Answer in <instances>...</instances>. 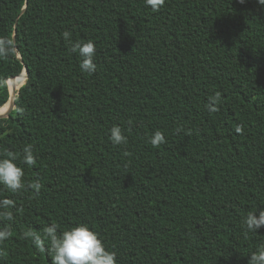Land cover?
Returning a JSON list of instances; mask_svg holds the SVG:
<instances>
[{
  "label": "trees",
  "instance_id": "trees-1",
  "mask_svg": "<svg viewBox=\"0 0 264 264\" xmlns=\"http://www.w3.org/2000/svg\"><path fill=\"white\" fill-rule=\"evenodd\" d=\"M0 37L16 48L0 58V108L29 70L0 118V153L31 145L36 156L23 190L0 185L12 201L0 208V264H52L46 229L77 223L118 264H249L264 245V228L243 225L264 208V6L0 0ZM78 40L95 43V73L80 70ZM113 125L126 143L110 141ZM156 131L165 142L153 147Z\"/></svg>",
  "mask_w": 264,
  "mask_h": 264
},
{
  "label": "clouds",
  "instance_id": "clouds-1",
  "mask_svg": "<svg viewBox=\"0 0 264 264\" xmlns=\"http://www.w3.org/2000/svg\"><path fill=\"white\" fill-rule=\"evenodd\" d=\"M243 2V0H241ZM258 4L264 6V0H257ZM165 3V0H145L146 6L152 11H158ZM66 42L71 41V33H63ZM15 45L12 39L0 37V58H7L15 55ZM71 52L79 57V67L83 73H95L97 64L95 62L96 46L92 40L76 41L71 44ZM221 99L220 93H215L209 98L207 110L214 112ZM109 139L114 145H121L127 142L122 128L113 125L109 129ZM165 142L162 132L156 131L149 137V143L153 147H158ZM36 156L31 145H26L22 149V155L14 153H0V185L15 193L25 188V170L22 165H34ZM33 187L38 191L40 184ZM12 206L9 199H0V208ZM10 215V214H9ZM243 225L247 231L258 232L264 228V208L257 211H249L243 219ZM6 233L0 232V239ZM45 235L49 238V255L52 264H118L117 253L106 247L98 233L87 223H77L66 230L59 231L56 225H50ZM39 239V237L37 238ZM249 264H264V245L259 246L249 255Z\"/></svg>",
  "mask_w": 264,
  "mask_h": 264
},
{
  "label": "water",
  "instance_id": "water-1",
  "mask_svg": "<svg viewBox=\"0 0 264 264\" xmlns=\"http://www.w3.org/2000/svg\"><path fill=\"white\" fill-rule=\"evenodd\" d=\"M15 40L16 39L14 38V41ZM28 74H29V70L26 67L24 69V71L17 77H23L26 80L27 77H28ZM17 77H13V78H11V80L15 81ZM10 92H11V96H10V99H9V101L7 103H10L11 101H12V103H10V107L8 108V110H6L5 113L0 114V118L8 117L11 114V112L14 110V108H15V100H16V96H17V86H16L15 89L10 87Z\"/></svg>",
  "mask_w": 264,
  "mask_h": 264
},
{
  "label": "rangeland",
  "instance_id": "rangeland-1",
  "mask_svg": "<svg viewBox=\"0 0 264 264\" xmlns=\"http://www.w3.org/2000/svg\"><path fill=\"white\" fill-rule=\"evenodd\" d=\"M25 79L23 77H17L15 81H12L11 79L9 80V85L11 88H13V86H17V91L19 90V88L24 84ZM12 103V101L10 102ZM8 104V103H7ZM9 107H10V104H9ZM8 107V108H9ZM8 110V109H7Z\"/></svg>",
  "mask_w": 264,
  "mask_h": 264
},
{
  "label": "bare ground",
  "instance_id": "bare-ground-1",
  "mask_svg": "<svg viewBox=\"0 0 264 264\" xmlns=\"http://www.w3.org/2000/svg\"><path fill=\"white\" fill-rule=\"evenodd\" d=\"M23 82H25V81H23ZM16 88V86L14 85L13 86V89H15ZM18 88V87H17ZM9 104L10 103H8V104H5L3 107H1L0 108V111H3V110H7L8 109V107H9ZM6 111H4V112H2V113H0V114H3V113H5Z\"/></svg>",
  "mask_w": 264,
  "mask_h": 264
}]
</instances>
